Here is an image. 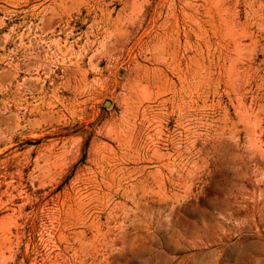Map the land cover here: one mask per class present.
I'll list each match as a JSON object with an SVG mask.
<instances>
[{
  "label": "rangeland",
  "instance_id": "rangeland-1",
  "mask_svg": "<svg viewBox=\"0 0 264 264\" xmlns=\"http://www.w3.org/2000/svg\"><path fill=\"white\" fill-rule=\"evenodd\" d=\"M0 38V264H264V0H0Z\"/></svg>",
  "mask_w": 264,
  "mask_h": 264
},
{
  "label": "bare ground",
  "instance_id": "bare-ground-1",
  "mask_svg": "<svg viewBox=\"0 0 264 264\" xmlns=\"http://www.w3.org/2000/svg\"><path fill=\"white\" fill-rule=\"evenodd\" d=\"M79 1V0H78ZM84 1V0H83ZM178 2V1H177ZM97 3H98V0H97ZM92 5V4H91ZM174 5V4H173ZM177 7V6H176ZM38 8V7H37ZM36 8V9H37ZM180 8V10H181V7H179ZM33 9V8H32ZM63 9V8H62ZM92 9V8H91ZM100 9V8H99ZM4 10V9H3ZM97 10V9H96ZM142 10V9H141ZM153 10V9H152ZM158 10V9H157ZM23 11V10H22ZM134 11V10H133ZM138 11V10H137ZM140 11V10H139ZM138 11V12H139ZM171 11V10H170ZM173 11V10H172ZM182 11V10H181ZM25 12V11H24ZM23 12V13H24ZM45 12V11H44ZM100 12V11H99ZM130 12V11H129ZM142 12V11H141ZM146 12V11H145ZM160 12V11H159ZM174 12H175V10H174ZM178 12H179V10H178ZM55 13V12H54ZM105 13H106V11H105ZM108 13V12H107ZM131 13V12H130ZM155 13V12H154ZM32 14V13H31ZM43 14V13H42ZM141 14V13H140ZM170 14V13H169ZM184 14V13H183ZM101 15H103V14H101ZM135 15V14H134ZM176 16V15H175ZM154 17V16H153ZM108 18V17H107ZM176 18V17H175ZM149 19V18H148ZM167 19V18H166ZM177 19V18H176ZM152 20V19H151ZM182 20V19H181ZM155 21V20H154ZM31 22V21H30ZM148 22V21H147ZM156 22V21H155ZM177 22V21H176ZM32 23V22H31ZM167 23V22H166ZM5 24V23H4ZM51 24V23H50ZM89 24H91V23H89ZM181 24V23H180ZM28 25V24H27ZM36 25V24H35ZM155 25V24H154ZM2 26H3V24H2ZM30 26V25H29ZM46 26H48V25H46ZM182 26V25H181ZM36 27H37V25H36ZM107 27V26H106ZM29 28V27H28ZM90 28V27H89ZM97 28V27H96ZM153 28V27H152ZM157 28V27H156ZM160 28V27H159ZM177 28V27H176ZM13 29V28H12ZM91 29V28H90ZM147 29V28H146ZM145 29V30H146ZM150 29V28H149ZM28 30V29H27ZM54 30V29H53ZM160 30V29H159ZM180 30V29H179ZM52 31V30H51ZM96 31V30H95ZM103 31H105V30H103ZM183 31V30H182ZM109 32V31H108ZM107 32V33H108ZM141 32H143V31H141ZM140 32V33H141ZM145 32V31H144ZM166 32V31H165ZM164 32V33H165ZM177 32V31H176ZM184 32V31H183ZM7 33V32H6ZM16 33V32H15ZM90 33H92V32H90ZM8 34V33H7ZM23 34V33H22ZM47 34V33H46ZM110 34V33H109ZM142 34V33H141ZM148 34H149V32H148ZM147 34V35H148ZM167 34V33H166ZM185 34V33H184ZM10 35V34H9ZM17 35V34H16ZM144 35V34H143ZM142 35V36H143ZM2 36H5V34L4 35H2ZM21 36V35H20ZM35 36H37V35H35ZM44 36V35H43ZM145 36V35H144ZM155 36V35H154ZM7 37V36H6ZM134 37V36H133ZM139 37V36H138ZM161 37H163V36H161ZM173 37V36H172ZM5 38V37H4ZM9 38V37H8ZM33 38H34V36H33ZM68 38V37H67ZM79 38V37H78ZM137 38V37H136ZM157 38V37H156ZM167 38H168V36H167ZM167 38H166V40H167ZM1 39V38H0ZM5 39H7V38H5ZM57 39V38H56ZM87 39V38H86ZM140 39V38H139ZM20 40V39H19ZM54 40V39H53ZM154 40V39H153ZM152 40V41H153ZM160 40V39H159ZM168 40H170V39H168ZM22 41V40H21ZM99 41V40H98ZM105 41V40H104ZM137 41V40H136ZM135 41V42H136ZM148 41V40H147ZM175 41V40H174ZM177 41V40H176ZM14 42V41H13ZM41 42V41H40ZM66 42V41H65ZM65 42H64V44H65ZM83 42H85V41H83ZM93 42V41H92ZM134 42V43H135ZM5 43V42H4ZM53 43V42H52ZM57 43V42H56ZM67 43V42H66ZM133 43V42H132ZM158 43V42H157ZM157 43H155V45L157 44ZM172 43V42H171ZM41 44V43H40ZM51 44V43H50ZM58 44V43H57ZM71 44V43H70ZM97 44H99V43H97ZM147 44V43H146ZM161 44H162V42H161ZM179 44V43H178ZM177 44V45H178ZM4 45V44H3ZM18 45V44H17ZM30 44H28L27 46H29ZM103 45H105V44H101V46H102V50L104 51V52H106V49H104L103 48ZM138 45V44H137ZM149 45V44H148ZM162 45H165V44H162ZM161 45V46H162ZM62 46V45H61ZM69 46V45H68ZM158 46H160V45H158ZM60 47V46H59ZM148 47V46H147ZM165 47V46H164ZM47 48V47H46ZM58 48V47H57ZM97 48H98V46H97ZM101 48V47H100ZM121 48H122V50L124 49V45H122L121 46ZM120 48V49H121ZM133 48V47H132ZM136 48V47H135ZM153 48V47H152ZM180 48V47H179ZM14 49V48H13ZM48 49V48H47ZM131 49V48H130ZM145 49H146V51H147V48H146V46H145ZM156 49V48H155ZM163 49V48H162ZM168 49V48H167ZM1 50V49H0ZM46 50V49H45ZM67 50V49H66ZM69 50V49H68ZM82 50V49H81ZM96 50V49H95ZM128 50V49H127ZM135 50V49H134ZM150 50H152V49H150ZM183 50V49H182ZM58 51V50H57ZM99 51V50H98ZM131 50H129V52H130ZM143 51V50H142ZM12 52V51H11ZM59 52H61V51H59ZM65 52V51H64ZM153 52H154V50H153ZM153 52H151V54L153 53ZM156 52H157V50H156ZM156 52H155V54H156ZM15 53V52H14ZM33 53V52H32ZM32 53H30L31 55H29V56H32ZM73 53V52H72ZM76 53V52H75ZM145 53V52H144ZM158 53V52H157ZM176 52H174V54H175ZM178 53V52H177ZM56 54V53H55ZM62 54V53H61ZM64 54V53H63ZM65 54H66V52H65ZM74 54V53H73ZM78 54V53H77ZM110 53H107L105 56H107L108 57V55H109ZM131 54V53H130ZM141 54V53H140ZM8 55V54H7ZM6 55V56H7ZM37 55V54H36ZM36 55H34V56H36ZM53 55H54V53H53ZM128 55V54H127ZM145 55V54H144ZM166 55V54H165ZM15 56V55H14ZM37 56H41V54L39 53ZM77 56V55H76ZM171 56V55H170ZM46 57H47V55H46ZM58 57V56H57ZM71 57V56H70ZM89 57V56H88ZM154 57H155V55H154ZM162 57V56H161ZM165 57V56H164ZM183 57V56H182ZM156 58V57H155ZM160 58V57H159ZM163 58V57H162ZM171 58V57H170ZM2 59V58H1ZM12 59V58H11ZM64 59V58H63ZM72 59V58H71ZM78 59V58H77ZM143 59V58H142ZM141 59V60H142ZM149 59H151V58H149ZM158 59V58H157ZM161 59V58H160ZM51 60V59H50ZM54 60V59H53ZM76 60V59H75ZM123 60V59H122ZM140 60V59H139ZM152 60H154V58L152 57ZM159 60V59H158ZM63 61V60H62ZM68 61V60H67ZM131 61V59L129 60L128 59V62H130ZM156 61V60H155ZM11 62V61H10ZM127 62V63H128ZM154 62V61H153ZM157 62V61H156ZM159 62V61H158ZM160 62H161V60H160ZM63 63V62H62ZM90 63V62H89ZM123 63V62H122ZM122 63H121V65H122ZM136 63V62H135ZM162 63V62H161ZM169 63V62H168ZM177 63H179V61L177 62ZM58 64H60V63H58ZM151 64V63H150ZM159 64V63H158ZM166 64V63H165ZM8 65V64H7ZM24 65H26V64H24ZM56 65V64H55ZM124 65V64H123ZM12 66V65H11ZM56 66H58V65H56ZM68 66V65H67ZM163 66V65H162ZM169 65H167V67H168ZM17 67V66H16ZM40 67H42V68H45V65L44 64H42V65H40ZM143 67H144V65H143ZM146 67H147V65H146ZM154 67V66H153ZM155 67H157V66H155ZM166 67V68H167ZM134 68V67H133ZM160 68V67H159ZM97 69V68H96ZM144 69V68H143ZM146 69V68H145ZM12 70V69H11ZM15 70V69H14ZM19 70V69H18ZM151 70H152V68H151ZM155 70V69H154ZM159 70V69H158ZM157 70V71H158ZM161 70H163L162 68H161ZM160 70V71H161ZM16 71V70H15ZM14 71V72H15ZM38 71V70H37ZM36 71V72H37ZM116 71V70H115ZM118 71V70H117ZM116 71V72H117ZM144 71V70H143ZM164 71V70H163ZM6 72V71H5ZM4 72V73H5ZM9 72V71H8ZM17 72H19V71H17ZM30 72H31V70H28L27 69V74L26 75H28V78L26 77V80H25V82L28 84V87H26L27 89H26V91H28V95H30V98H31V100H33V102H36V103H38V104H35V106H33L31 109H28V105L24 108V113H23V118L25 117V116H31V115H34V116H39L40 118H44V117H46V116H48L49 114H50V112H49V110L47 111V110H45L44 109V104H43V101L41 102L40 100H42V98H43V90H44V87H43V85L40 87V89H36L35 91H38L37 92V94L38 95H40L41 96V98L40 97H35V94H34V90H33V88H32V86L34 87V86H36V83H37V81H38V79L39 78H37V76L35 75V77H34V75H32V74H30ZM115 72V73H116ZM139 72V71H138ZM10 73V72H9ZM50 73V72H49ZM66 73L67 74H72L74 77H76V76H81V79L82 80H86V73H85V71H83V70H81V68L80 67H77V70H74V69H66ZM144 73V72H143ZM11 74V73H10ZM13 75V74H12ZM18 75V74H17ZM16 75V76H17ZM7 76V75H6ZM11 76V75H10ZM179 76V75H178ZM8 77V76H7ZM12 77H15V76H12ZM39 77V76H38ZM44 77V76H43ZM103 77V76H102ZM115 77V76H114ZM117 77V76H116ZM159 77V76H158ZM181 77V76H180ZM179 77V78H180ZM118 78V77H117ZM123 79V78H122ZM41 80V79H40ZM115 80V79H114ZM180 80V79H179ZM10 81V80H9ZM44 82V81H43ZM116 82V81H115ZM9 83H11V82H9ZM20 83V82H19ZM179 83V82H178ZM23 84V83H22ZM25 84V83H24ZM24 86V85H23ZM1 87V86H0ZM16 87V86H15ZM22 88V87H21ZM3 89V88H2ZM20 89V88H19ZM6 90V89H5ZM176 90V89H175ZM18 91V90H17ZM53 91V90H52ZM25 92V91H24ZM55 92V91H54ZM181 92V91H180ZM183 92V91H182ZM174 93V92H173ZM53 94V93H52ZM56 94V93H55ZM73 94V93H72ZM113 94V93H112ZM197 95V94H196ZM74 97H75V95H74ZM74 97H71V98H68V100L71 102L73 99H74ZM107 97V96H106ZM55 99V98H54ZM23 100V99H22ZM57 100V99H56ZM117 100L120 102V104L122 103V104H128L126 101H124V100H122V98H118L117 97ZM58 101V100H57ZM115 101H116V99H115ZM73 102V101H72ZM47 104V103H46ZM9 106V105H8ZM69 106V105H68ZM77 107H78V105H77ZM125 107V106H124ZM123 107V108H124ZM5 108V107H4ZM46 108V107H45ZM68 108V107H67ZM128 108V107H127ZM64 109V108H63ZM61 110V109H60ZM193 111V110H192ZM10 112V111H9ZM179 112V111H178ZM4 113V112H3ZM12 113V112H11ZM63 113V112H62ZM71 113V112H70ZM73 113V112H72ZM178 114V113H177ZM183 114V113H182ZM15 115V114H14ZM70 115V114H69ZM73 115V114H72ZM14 118H16V117H14ZM48 118V117H47ZM61 118V117H60ZM66 118V117H65ZM129 118V117H128ZM34 119V118H33ZM135 119V118H134ZM137 119V118H136ZM30 120V119H29ZM27 121L28 122V124H30L31 123V121ZM36 120V119H35ZM63 121V120H62ZM65 121V120H64ZM69 121V120H68ZM188 121V120H187ZM59 122H60V120H59ZM128 122V121H127ZM138 122V121H137ZM76 123V122H75ZM14 125H16V123L14 124ZM27 125V124H26ZM186 125V124H185ZM24 126H25V124H24ZM81 126H82V124H81ZM182 126H183V124H182ZM1 127V126H0ZM28 127V126H27ZM128 127V126H127ZM188 127V126H187ZM187 127H186V129H187ZM195 127V126H194ZM29 128V127H28ZM133 128V127H132ZM188 129H190L189 127H188ZM128 130V129H127ZM130 130H131V128H130ZM132 132H131V134H129V138H128V141H126L124 138H126L127 136H124V131L122 130V129H118V127H114V126H112V127H109V130H108V133H109V135H112V136H114V141L117 143V144H122V143H120V140H122V142L124 143V144H127V143H130V141H131V139L134 137V133L136 132L135 131V129H132L131 130ZM1 132V131H0ZM21 132V131H20ZM127 132V131H126ZM193 132V131H192ZM191 132V133H192ZM31 133V132H30ZM200 133V132H199ZM198 133V134H199ZM36 136V135H35ZM199 139V138H198ZM193 144V143H192ZM185 151V150H184ZM173 158H174V156H173ZM172 159V158H171ZM174 160V159H173ZM182 160V159H181ZM186 162V161H185ZM182 165V164H181ZM190 166V165H189ZM164 168V167H163ZM188 170V169H187ZM193 170H194V168H193ZM103 186V185H102ZM104 188V187H103ZM106 188V187H105ZM106 189H108V188H106ZM108 192V191H107ZM107 194H110V193H107ZM116 194V193H115ZM112 197V196H111ZM109 198H110V195H109ZM243 202V201H242ZM172 207V206H171ZM169 209V208H168ZM112 210V209H111ZM111 210H109V212L111 211ZM171 210V209H170ZM170 210H169V212H170ZM173 211V210H172ZM109 214V213H108ZM109 217H110V215H109ZM211 237V236H210ZM214 237V236H213Z\"/></svg>",
  "mask_w": 264,
  "mask_h": 264
},
{
  "label": "water",
  "instance_id": "water-1",
  "mask_svg": "<svg viewBox=\"0 0 264 264\" xmlns=\"http://www.w3.org/2000/svg\"><path fill=\"white\" fill-rule=\"evenodd\" d=\"M108 102H106L104 105L107 106Z\"/></svg>",
  "mask_w": 264,
  "mask_h": 264
}]
</instances>
